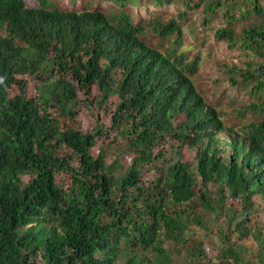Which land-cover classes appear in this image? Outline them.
Listing matches in <instances>:
<instances>
[{
    "label": "trees",
    "instance_id": "obj_1",
    "mask_svg": "<svg viewBox=\"0 0 264 264\" xmlns=\"http://www.w3.org/2000/svg\"><path fill=\"white\" fill-rule=\"evenodd\" d=\"M179 1L185 11L155 32L181 45L187 10L202 7L207 24L222 15L228 26L215 37L256 57L240 76L264 99V0ZM251 17L240 33L232 25ZM142 32L125 12L111 18L0 0V264H154L152 256H170L166 241H185L198 204L225 211L230 223L239 218L234 232L256 240L251 251L236 248L219 229L222 264H264V224L257 233L247 226L254 199L264 202V120L227 127L192 79L199 60L152 48ZM78 91L97 106L118 97L111 124L121 141L100 144L99 115L83 132L50 111L74 118ZM120 147L133 155L125 171L121 156H110ZM183 147L196 152L195 166L180 159ZM147 165L159 174L151 182ZM204 251L195 245L189 262L203 264Z\"/></svg>",
    "mask_w": 264,
    "mask_h": 264
},
{
    "label": "rangeland",
    "instance_id": "obj_2",
    "mask_svg": "<svg viewBox=\"0 0 264 264\" xmlns=\"http://www.w3.org/2000/svg\"><path fill=\"white\" fill-rule=\"evenodd\" d=\"M43 1L48 8L53 10L100 11L111 18L122 12L129 14L133 22L142 27L143 32L140 36L150 47L165 54L175 49L179 54H184L188 62L199 60L198 71L192 76V79L205 101L220 112L227 127L239 132L244 125L264 120V99L253 91L251 82L243 81L240 76V72L247 69V63L250 60H255L256 57L250 56L240 46L231 48L226 41L216 39V31L228 26L222 15L215 17L207 24L204 20L205 15L202 7L187 10L184 18L179 21L183 30V40L182 44L178 45L175 35L162 37L155 32L154 27L159 23L169 22L185 11L179 0L163 5H158L155 0H127L124 6H121L118 0H25L27 6L31 8L40 7ZM255 22L256 18L251 17L235 20L232 25L240 33L245 27ZM236 68H240V70L231 71ZM38 83L40 84V82ZM37 87L40 86L31 81L29 94L35 95ZM13 93H17V89ZM77 93L79 104L75 105L74 111L77 112V115L74 118L56 113L55 109H50V111L65 125L73 126L83 132H88L96 126L99 115L100 122L106 132L100 144L116 143V139L121 141L117 128L111 124V118L119 103L118 97L114 96L104 105L97 106V104L86 103L81 91ZM251 105H260L258 111L250 109ZM120 148L114 150L110 156L113 158V155H120L125 171L130 166L133 155L128 148ZM99 149L98 146L94 153L96 154ZM195 156L196 152L193 149L183 147L180 151V159L193 163L194 166ZM172 158L177 159L173 154H170L169 159ZM166 163L167 161L161 160L156 162V166L162 168ZM158 176L159 174L150 170V165L144 169L143 178L146 182H151ZM28 180L29 178L25 177V181ZM211 189H214V186ZM262 202L258 198L254 199V212L248 217L247 226L252 228L255 233L259 230L257 227L264 224V209L261 207L264 202ZM198 206L194 209L196 220H190L189 227L183 236L185 241L182 240L179 245L166 241L165 248L169 249L170 256L161 261L152 256L154 264H191L190 258L187 256L198 243H201L205 250L201 263L222 264L220 257H222L225 241L222 234L218 232L219 229L232 236L236 248H245L251 251L255 247L256 240L253 236L240 239L234 232L235 224L239 218H235L230 223L225 211L218 209L214 213L207 211L199 204ZM233 209L237 211V216L240 211H243L242 205ZM199 220L204 223V226L198 224ZM176 247L178 248L175 249ZM191 260L193 261V258Z\"/></svg>",
    "mask_w": 264,
    "mask_h": 264
}]
</instances>
